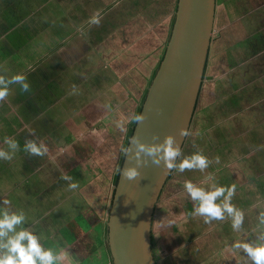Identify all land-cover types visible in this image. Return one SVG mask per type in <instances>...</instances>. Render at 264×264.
<instances>
[{
    "label": "crops",
    "instance_id": "obj_1",
    "mask_svg": "<svg viewBox=\"0 0 264 264\" xmlns=\"http://www.w3.org/2000/svg\"><path fill=\"white\" fill-rule=\"evenodd\" d=\"M176 1L0 0V77L10 80L19 73L28 85L23 90L20 83L9 82L8 94L0 99V150L9 153L6 159L0 157V209L22 212L24 220L14 231H31L42 247L62 254L61 264H111L104 204L131 116L162 57ZM94 12L100 14V21L89 24ZM207 119L213 120L212 142L206 146L184 142L176 162L200 151L210 161L208 167L184 169V175H170L169 182L234 184L229 203L242 211L241 225L233 230L227 214L223 220L205 223L193 212L196 201L181 208V201L176 204L177 197L172 196L180 193L169 192L164 184L151 223L157 264L161 263L155 244L173 256L180 249L184 264H199L203 251L198 244L210 245L211 234L227 264H236L239 259L251 261L243 249L233 247L237 240L255 245L264 239L260 223L264 213V0H215L203 78L188 130L193 124L194 131H200L201 121ZM224 119L230 121L223 124ZM206 130L195 136L202 137ZM231 132L237 137L226 138ZM5 139L14 140L16 148L10 149ZM44 139L66 143L62 171L51 176L66 191L50 186L59 201L66 199L65 207L56 202L39 206L44 181L35 168L46 156L39 159L24 145L31 141L40 146ZM236 145L248 151L242 162L252 164L238 182L234 167L228 172L216 168L221 156L236 160L230 154ZM211 172L216 177L209 176ZM222 173L226 175L218 177ZM72 182L77 184L75 189L68 187ZM222 199L223 195L217 202ZM178 225L184 227V236ZM188 239L194 245L191 249Z\"/></svg>",
    "mask_w": 264,
    "mask_h": 264
},
{
    "label": "water",
    "instance_id": "obj_2",
    "mask_svg": "<svg viewBox=\"0 0 264 264\" xmlns=\"http://www.w3.org/2000/svg\"><path fill=\"white\" fill-rule=\"evenodd\" d=\"M215 0H177L173 22L158 66L146 88L139 114L127 140L120 168L135 166L138 175L129 180L118 173L106 220L105 244L111 264H157L151 248L153 210L172 169L139 154L137 141L161 143L171 135L180 149L189 128L201 86L212 34ZM178 157V156H177ZM174 163L176 162V159Z\"/></svg>",
    "mask_w": 264,
    "mask_h": 264
},
{
    "label": "clouds",
    "instance_id": "obj_3",
    "mask_svg": "<svg viewBox=\"0 0 264 264\" xmlns=\"http://www.w3.org/2000/svg\"><path fill=\"white\" fill-rule=\"evenodd\" d=\"M100 14L94 12L89 18V24H98ZM9 82L20 83L23 90H27L28 85L22 74H14L10 80L0 77V99L8 94L7 84ZM142 114H133L131 121H140ZM180 136H188L189 130L185 127L179 129ZM5 143L10 149L16 148V142L11 139H5ZM24 148L35 155L42 154L46 149L43 145L37 146L29 141ZM122 152H127L128 148H122ZM146 153L152 158L153 163L159 164L164 162L165 169L176 168L179 171L184 169H200L204 170L208 167L210 161L200 151H196L191 155L182 159L178 164L174 163L175 158L180 154L179 148L175 146L173 138L168 135L161 143L154 145H145L143 142L137 141L134 149L136 164L140 163L139 154ZM9 153L0 150V157L8 158ZM116 171L126 179H133L138 175L137 167L129 166L126 168L117 167ZM69 179L68 177H64ZM70 189H75L77 184L72 182L68 185ZM184 189L188 196L196 201L197 204L193 208V212L204 218V222L210 220H223L225 214L231 218V228L238 229L243 219V213L238 208L229 203L230 197L233 195L235 185L227 187L223 185L213 186L211 190L205 191L203 187L194 185L191 181L185 180ZM223 195L222 201L217 202V198ZM3 203L8 204L7 200ZM24 220L22 212H9L6 209H0V264H61L62 254L53 250L51 247H42L38 242L37 236L27 229H19L14 231V226L19 225ZM260 223L264 226V213L260 214ZM234 248L243 249L252 261V264H264V239L260 243L250 245L248 243H235Z\"/></svg>",
    "mask_w": 264,
    "mask_h": 264
},
{
    "label": "rangeland",
    "instance_id": "obj_4",
    "mask_svg": "<svg viewBox=\"0 0 264 264\" xmlns=\"http://www.w3.org/2000/svg\"><path fill=\"white\" fill-rule=\"evenodd\" d=\"M200 114L202 115L203 113H200ZM197 115H195V117ZM228 121H230V119H224L222 121V123L223 124H226ZM211 123H213V120L212 119H207L204 122L201 121L200 127H202V128L198 132H195L194 131V126L195 125L192 124L191 129H189V133L190 134L186 137V139H185L184 142L186 144H189L190 143L191 146H193L192 144H196L195 142H203V145L204 146H206V144H208L209 142H212L211 141V136H212V129L213 128H211ZM207 128H208V130H206V132L203 134L202 137L201 136L200 137H196L195 136L196 133L200 135L201 132H202V130H205ZM242 130L243 129L239 128L238 131H242ZM239 135H242V134H239ZM225 137L226 138H228V137L229 138H231V137L233 138V137H237V134L231 132L230 135L225 136ZM43 141L44 142L42 144H43L44 148L46 149L44 151L45 154L43 152L40 155H35V156H38L39 159H42V158H44V156H46V160L43 161L41 163V165H39L37 168H35L37 170V172H38V176L40 175V179L39 180L44 181L43 184L42 183H37V186H40L42 184L41 187L39 188L40 191H41L39 194H41V196L43 198H40L41 201L39 202L40 203L39 206H44L45 207L46 205H48V207H49V205L54 204V202H56V204H59V205L61 204L63 207H65L66 206V199L63 200L61 198L60 201H59V199L54 196V191H53V194H52L51 189H50V186H54L53 187V190L61 188L58 191H61V192H65L66 191L65 189H62L63 187L61 185L60 186L58 185L59 183L56 182V180L54 178H53V181L56 182V184H54L53 181H52V179H51V176L52 177L55 176V175H52L54 172L56 173L57 170H61L62 171V165L65 163V162H62V160H65V157H66V152L62 148L65 146L66 143H64V141L62 139L60 140L61 143H59V139H54V140H52V139L45 140L44 139ZM62 142H63V144H62ZM247 149L249 150V148H247ZM188 152H191V151H188ZM247 152L248 151L245 150V149H243V147L240 148L239 145H236V146L232 147L231 150H230V154L233 155V156H235L236 160L230 162L228 160V158H225V155L224 156H221L216 161V168L221 167V170H225V172H228L229 169H231L232 167H234L235 168V173H236L235 176H234V181H237L238 182L239 179L246 177V175L248 174V171L250 170L251 165H252V164L250 165L248 163L249 166H247V164H244V162H242V161H245V160H243V158L246 157V153ZM252 154H256V151H254ZM248 158H249V156H248ZM179 162L180 161H178V163ZM234 162H239V163L242 162L243 164H240L237 167H235L234 166ZM28 169H30V167H28ZM65 172H67V170H65ZM214 172H211L209 176H212L214 174ZM181 173H183V172L177 170L176 168H172L171 175L172 174H177L178 175V174H181ZM182 175H184V173ZM225 175L226 174L222 173L218 177L222 178ZM213 177H216V175L214 174ZM169 179L170 178H168L167 181H166V183H165L166 186H169V189L170 190H168V191L169 192L170 191H175L176 193L178 192L181 195V196L180 195H177V194L172 195L173 197L179 198V199L176 198L175 203L179 205V202L181 201V205H182L181 208H185V207L188 208L190 206V204H192L193 200L189 196H183V194L186 193V190L184 189L183 185L177 183L176 181H171V183H170L169 182ZM36 180H38V179H36ZM34 184L35 183H32V185L34 186V187H32V189H36L35 188L36 185H34ZM197 185L203 187L205 191H209L212 188V183H202V182H199V183H197ZM113 186L114 185L111 184V187L109 188L110 190L108 191V200L104 204L105 205V207H104L105 210H104V214L103 215L105 217L104 218L105 220L107 218L108 207H109V204H110V201H111V193H112V190H113ZM263 186H264V183H263ZM39 189H37L35 191L38 192ZM35 193H34V195H35ZM162 197L163 196L161 195L160 200H162ZM189 199H190V201H189ZM172 202L175 205L174 201H172ZM175 211H176V208H175ZM178 226H179L178 227L179 233L182 236H184L185 235V232L183 231L184 230L183 229L184 227L181 228L180 225H178ZM212 226L213 225H208L207 228L211 229ZM193 234H194V232L191 235H193ZM209 236L211 237V240H212L211 243H210V245H208L206 242H204V245H203V241L201 242V238L203 239V237L198 238V243L201 242V243L198 244V246H200L202 244V251H203V253H202L203 259H202V261L199 264H227V258L225 256V253L224 252L218 253V251H217L218 246H219L218 243L216 242L215 239H213V237H212L211 234ZM189 237L190 238H194V236H189ZM241 239L240 240H237V243L244 242ZM185 241H187L186 238H185ZM185 241L182 240L183 244L186 243ZM188 241H189L188 242L189 248L190 249L193 248L194 245H191V242H190L191 240L188 239ZM193 242H196V241L194 240ZM159 244L161 245V243H159ZM206 246H209L211 249H208ZM154 248H155V256H156V259L161 264H184V262L181 260V258H183V254L181 252H179L180 249L178 250L177 255H174L175 256L174 257L172 255V252L171 251H168L167 252V250H165V248H162L161 251H160L159 248H157V245L156 244H155V247ZM229 250H230V253H231L232 252V249L229 248ZM173 258H176V259H173ZM93 261H95V258H93ZM95 262H98V259ZM236 264H252V261L245 262L244 260L239 259V261H237Z\"/></svg>",
    "mask_w": 264,
    "mask_h": 264
},
{
    "label": "trees",
    "instance_id": "obj_5",
    "mask_svg": "<svg viewBox=\"0 0 264 264\" xmlns=\"http://www.w3.org/2000/svg\"><path fill=\"white\" fill-rule=\"evenodd\" d=\"M172 22H173V21H172ZM143 98H144V96H143ZM143 98H142V100H143ZM141 103H142V101H141L140 104L138 105L135 114L139 113ZM134 124H135V121H131L130 124H129L128 130H127V132H126V136H125V139H124V143H123V148H125V146L127 145V140H128V138H129V136H130V134H131V132H132V128H133ZM122 158H123V152L121 153L120 158H119L118 163H117V167H119V168H120V165H121ZM117 167H116V169H117ZM116 169H115V172H114V174H113V179H112L113 185H115L116 180H117V176H118V172L116 171ZM171 171H172V170H171ZM170 175H171V172H170ZM170 175H169V177H170ZM169 177H168V178H169ZM168 178H167V179H168ZM112 192H113V190H112ZM111 196H112V193H111ZM151 247H152V246H151ZM107 252H108V251H107ZM108 256H109V252H108ZM109 260H110V256H109Z\"/></svg>",
    "mask_w": 264,
    "mask_h": 264
}]
</instances>
